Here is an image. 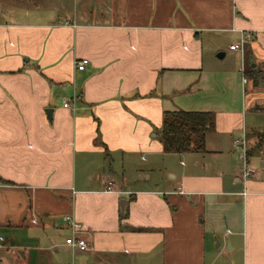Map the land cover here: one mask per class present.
I'll return each instance as SVG.
<instances>
[{
    "label": "crops",
    "instance_id": "crops-1",
    "mask_svg": "<svg viewBox=\"0 0 264 264\" xmlns=\"http://www.w3.org/2000/svg\"><path fill=\"white\" fill-rule=\"evenodd\" d=\"M34 1L0 5V264H264V162L234 147L264 112L242 74L264 72V0ZM177 110L214 114L206 153L163 151Z\"/></svg>",
    "mask_w": 264,
    "mask_h": 264
},
{
    "label": "trees",
    "instance_id": "trees-1",
    "mask_svg": "<svg viewBox=\"0 0 264 264\" xmlns=\"http://www.w3.org/2000/svg\"><path fill=\"white\" fill-rule=\"evenodd\" d=\"M242 74L255 86L264 84L263 71L244 68ZM214 128L215 117L211 112L167 111L163 114L162 126L157 135L165 153H206V135ZM250 156V151H246V160ZM0 183L5 184V181L0 178Z\"/></svg>",
    "mask_w": 264,
    "mask_h": 264
},
{
    "label": "rangeland",
    "instance_id": "rangeland-1",
    "mask_svg": "<svg viewBox=\"0 0 264 264\" xmlns=\"http://www.w3.org/2000/svg\"><path fill=\"white\" fill-rule=\"evenodd\" d=\"M34 0H0V5L3 4V8H5L4 6H6L7 4L11 5H22L25 7H29L31 8L32 6H34ZM37 2H42L43 0H37ZM65 2V6L66 7H70L72 5V0H64ZM0 17H4V14L0 15ZM237 45L239 43H236ZM218 57V55H217ZM229 57V56H228ZM221 59L220 62L223 64H233L234 60L229 58ZM219 58V57H218ZM261 95V94H260ZM260 99L261 97H263V101H261L260 103H258L259 106H264V95L259 96ZM245 118H244V129L245 132H247L248 138L250 139L251 143H254L253 147H252V154L250 156V163H249V167L254 168V170L257 169H261L262 167V162H264V112H251V111H247L245 113ZM237 137L241 136V132L239 131L237 134ZM246 150H247V146H246ZM236 157H238V153L235 151L234 152ZM167 162H170L171 164H174V162L176 163L175 158L169 157L167 158ZM240 166L242 165V162L239 161ZM0 235L3 238L2 243L4 242H8L10 239V233L8 232H0ZM65 234L62 235L61 240L64 241L65 240Z\"/></svg>",
    "mask_w": 264,
    "mask_h": 264
},
{
    "label": "built area",
    "instance_id": "built-area-1",
    "mask_svg": "<svg viewBox=\"0 0 264 264\" xmlns=\"http://www.w3.org/2000/svg\"><path fill=\"white\" fill-rule=\"evenodd\" d=\"M245 37L241 39V41L238 45H232V46H230L229 49L230 50H238V49L243 50V47H244L243 45H244L245 39H249V36H245ZM87 64H88V60L82 59L80 61L75 62V68L77 70L81 71L85 68V66ZM242 83H246L245 78H242ZM64 107H68V103H64ZM234 147L241 151L242 159L245 160L246 159V151H247L245 138L243 137V138L235 139L234 140ZM252 174H253V169L245 166L244 170H243V177H248ZM107 191H112V187L110 184L107 186ZM64 220L68 223V225L71 229V236L65 239V245L70 247L73 250H76V251H84L87 248L86 242L83 239H81L80 237L76 236V234L81 231L80 224L75 222L74 220L68 218V217L65 218Z\"/></svg>",
    "mask_w": 264,
    "mask_h": 264
},
{
    "label": "water",
    "instance_id": "water-1",
    "mask_svg": "<svg viewBox=\"0 0 264 264\" xmlns=\"http://www.w3.org/2000/svg\"><path fill=\"white\" fill-rule=\"evenodd\" d=\"M218 57L221 58V57H223V55H218ZM45 114H46L48 121H51L52 110L51 109L45 110Z\"/></svg>",
    "mask_w": 264,
    "mask_h": 264
}]
</instances>
